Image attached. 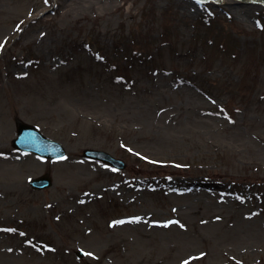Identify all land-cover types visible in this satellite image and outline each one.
<instances>
[{"label": "rangeland", "instance_id": "374dc122", "mask_svg": "<svg viewBox=\"0 0 264 264\" xmlns=\"http://www.w3.org/2000/svg\"><path fill=\"white\" fill-rule=\"evenodd\" d=\"M85 262L264 264V2L0 0V264Z\"/></svg>", "mask_w": 264, "mask_h": 264}, {"label": "water", "instance_id": "95a60500", "mask_svg": "<svg viewBox=\"0 0 264 264\" xmlns=\"http://www.w3.org/2000/svg\"><path fill=\"white\" fill-rule=\"evenodd\" d=\"M13 144L20 149L33 151L44 157L58 158L67 153L61 143L46 137L36 126L23 121H18L17 123V137L13 140ZM83 156L108 162L120 169L126 167L124 161L115 158L111 153L105 150L86 148L83 151ZM52 183V178L49 175H43L31 181V185L39 189L49 187ZM80 255H83V253L80 252Z\"/></svg>", "mask_w": 264, "mask_h": 264}, {"label": "snow or ice", "instance_id": "6c2138e0", "mask_svg": "<svg viewBox=\"0 0 264 264\" xmlns=\"http://www.w3.org/2000/svg\"><path fill=\"white\" fill-rule=\"evenodd\" d=\"M197 3H200V0H196ZM118 223H123V221H119ZM90 255V254H89ZM185 264H188V262H185Z\"/></svg>", "mask_w": 264, "mask_h": 264}, {"label": "bare ground", "instance_id": "6f19581e", "mask_svg": "<svg viewBox=\"0 0 264 264\" xmlns=\"http://www.w3.org/2000/svg\"><path fill=\"white\" fill-rule=\"evenodd\" d=\"M6 158H11V159H12L13 157H12V156H8V157H6Z\"/></svg>", "mask_w": 264, "mask_h": 264}]
</instances>
